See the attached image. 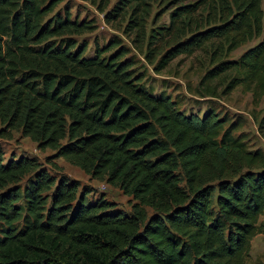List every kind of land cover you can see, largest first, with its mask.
Here are the masks:
<instances>
[{
  "label": "trees",
  "instance_id": "trees-1",
  "mask_svg": "<svg viewBox=\"0 0 264 264\" xmlns=\"http://www.w3.org/2000/svg\"><path fill=\"white\" fill-rule=\"evenodd\" d=\"M83 1L127 42L89 49L96 21L72 17L68 0H0V138L55 150L131 209L0 149V264H264L250 260L264 235V150L217 110L186 111L145 83L149 68L196 57L197 97L239 86L258 106L262 0ZM253 119L264 137V112Z\"/></svg>",
  "mask_w": 264,
  "mask_h": 264
},
{
  "label": "rangeland",
  "instance_id": "rangeland-1",
  "mask_svg": "<svg viewBox=\"0 0 264 264\" xmlns=\"http://www.w3.org/2000/svg\"><path fill=\"white\" fill-rule=\"evenodd\" d=\"M68 1L72 17H78L79 19L88 17L96 21L97 29L92 33L82 35V37H86L89 40V49L92 47L93 40H97L99 45H103L113 36H119L124 39L119 31L104 23L103 15L97 12L87 1ZM64 3H61L57 8L62 9ZM262 5L264 7V0H262ZM157 9V4L153 3L152 14ZM167 15L168 12L164 13L160 22L166 21ZM124 40L126 43L127 40ZM256 42L257 40H253L242 45L232 52L229 57L237 58L244 50ZM203 72V64L196 57L180 55L173 59L168 67L160 73H154L149 68L145 83L153 92L163 91L170 94L180 103V107L186 111L201 113L210 108L217 110V113L220 116H225L229 123L235 121L239 125L236 133H241L248 141L250 147L264 150V137L258 129V122L253 119V113L258 114V119L263 114L264 97L259 105L254 107L251 102V94L243 91L238 86L228 95L220 98H199L194 92H191V89L197 85ZM262 131L264 132V127ZM0 149L3 152L4 159H8L11 156L36 158L53 175H64L69 179L78 180L83 187L90 190V198L105 196V198L116 203L117 209L130 212L132 200L118 187L107 183L105 180L91 178L90 175L84 173L79 167L70 164L62 157H57L55 150L50 148L39 149L36 142L32 141L29 137L22 136L20 132L13 131L11 139L0 138ZM148 212L151 213V210ZM261 218H264V215ZM250 260L252 262L264 260V235H257L253 238Z\"/></svg>",
  "mask_w": 264,
  "mask_h": 264
}]
</instances>
